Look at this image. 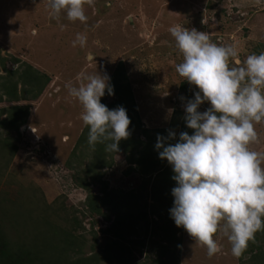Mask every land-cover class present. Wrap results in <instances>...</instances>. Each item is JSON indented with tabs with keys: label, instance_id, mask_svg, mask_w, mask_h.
Segmentation results:
<instances>
[{
	"label": "rangeland",
	"instance_id": "obj_1",
	"mask_svg": "<svg viewBox=\"0 0 264 264\" xmlns=\"http://www.w3.org/2000/svg\"><path fill=\"white\" fill-rule=\"evenodd\" d=\"M85 14L88 17L85 23L70 22L63 13L59 18H50L46 0H0V48L5 60L2 64L0 59V75L5 78L7 69L15 70L26 62L49 77V83L38 97L30 95L18 101L5 97L0 103V109L4 111L15 105L30 107V115L21 129L14 156L10 158V152L6 149L0 151V224L8 239L17 244L22 242V234L30 224L27 230L30 239L41 242V249L47 250L46 256L52 261L54 252L58 254L54 233L59 239H63V236L55 226L47 224L45 228L49 230L44 229L48 217L59 227L72 228L87 239L83 247L85 255H90L92 246L96 245V250L102 255L110 254L115 258L114 250L108 247L112 243L111 233L104 232L110 227V221L96 213L89 214L84 198L87 191L74 179V175L83 177L80 171L92 155L88 154V147L81 146L76 150L77 158L81 155L80 160L72 157L85 126L80 119L82 106L69 96L68 83L78 84L76 77L82 72L89 75L98 72L110 76L111 84L120 79L119 75L114 76L116 70L124 69L131 82L141 125L149 129H165L170 127L177 111L185 112L184 105L188 100L187 92L181 91L183 78L176 72V65L182 62V56L168 31L171 26L195 28L206 32L214 43L236 46L239 55L230 60V64H235L236 59L242 62L248 54L264 52V3H257V0H94L93 6L85 5ZM78 33L87 36V45L83 48L72 47ZM97 40L100 46L95 43ZM89 55L94 56L95 60L89 61ZM115 99L117 96L114 94L102 97L101 101L111 102ZM209 106L207 102L202 104L200 111ZM170 109L173 110L171 113ZM183 117L179 119L181 125L186 124ZM2 127L0 134L7 132L5 126ZM140 129L137 128L133 135L146 141ZM255 129L258 140L251 147L264 152V123L257 124ZM186 132L191 135L193 130ZM180 133L176 132L178 135ZM177 140L176 136L173 144ZM141 149L133 150V154L132 151L115 153L114 165L102 170L103 180L109 182V188L119 191L120 215L124 214L127 223H123V226L130 227L131 231L137 230V233L123 240V243L131 246L137 241L134 244L135 259L132 261L136 264L148 261L144 258L147 251L141 250L139 241H151L149 229L154 235L162 232L168 238L174 232V220L166 222V214L160 217L151 215L150 218L157 220L159 225L154 223L155 226L147 228L143 203L139 205L140 200L136 198L129 200L128 205L124 202L126 192H141L142 189L144 176L138 170H131L136 165L129 161V157L138 156ZM71 160L75 169L67 164ZM173 175L172 168L157 175L156 188L168 183L167 180L171 181ZM101 187L102 183H96L92 190L100 193ZM159 195L166 200L163 193ZM139 199L144 201V198ZM147 202V212H153L154 203L150 195ZM14 205H21L18 216L26 225L16 222L17 216L10 218V215L1 214V210L9 211ZM172 206L169 203L165 208L170 210ZM103 210L106 211V206ZM40 215L42 219L38 222L42 226L37 224L38 229L33 230L35 218ZM9 219H12L11 223ZM74 219L80 224L77 225ZM180 234L182 247L179 264H240L239 258L231 254V244L221 234L215 237L221 250L211 258L207 256L205 247L192 243L194 239L185 230ZM256 234L264 238L261 231ZM262 239L260 242H263ZM184 246L186 251H183ZM162 248L165 250L160 252L169 251L164 246ZM63 257L66 256L63 254Z\"/></svg>",
	"mask_w": 264,
	"mask_h": 264
},
{
	"label": "clouds",
	"instance_id": "obj_2",
	"mask_svg": "<svg viewBox=\"0 0 264 264\" xmlns=\"http://www.w3.org/2000/svg\"><path fill=\"white\" fill-rule=\"evenodd\" d=\"M46 5L50 18L63 13L70 22L85 23V5L93 6L94 0H46ZM168 31L182 56L176 72L198 89L184 105V121L193 133L181 132L170 144L176 133L169 131L167 137L158 135L154 146L174 173L170 218L206 248L209 258L221 250L215 239L219 233L238 259L264 230V152L251 147L258 140L255 126L264 123V52L230 64L239 55L236 46L214 43L206 32L182 25ZM95 43L100 46V41ZM86 45L85 34L72 41V47ZM76 80L78 84L66 87L82 106L88 145L95 150L98 143L105 144L106 152L117 153L119 142L130 135L131 121L124 107L109 110L101 103L106 92L114 95L110 76L82 72ZM206 102L210 106L200 111Z\"/></svg>",
	"mask_w": 264,
	"mask_h": 264
},
{
	"label": "trees",
	"instance_id": "obj_3",
	"mask_svg": "<svg viewBox=\"0 0 264 264\" xmlns=\"http://www.w3.org/2000/svg\"><path fill=\"white\" fill-rule=\"evenodd\" d=\"M0 59H2V64H4L5 60L2 58L1 55V48ZM115 75H119L120 79L117 82L113 83L112 78ZM114 76L111 78V85L114 88V94L115 96H117V99L111 102L101 101V103L105 104L109 110L115 109L119 106L124 107L131 121L129 125L130 135L127 139H123L119 142L118 153L121 151L125 153L132 151L131 153L133 154V150L135 151L142 147V149L139 151L138 156L133 155V158L129 157V161H132V163L136 165V167H131V170H138L144 176L142 189L140 190L141 192H126L124 194V202H127L128 205L129 200H134V198H136L135 200H140L139 205H141L142 202V206L144 207L143 217L147 219V199L150 195L154 203L153 212H162L163 210L166 213V217L168 218L167 222L169 223L172 219L169 217V209H166L165 206H168L169 203L173 205L174 198L171 195V190L173 187L176 186V182L173 179L171 181L167 180L168 183L165 182L164 185H162L159 189L156 188L157 183L155 181V177H157V175L159 174L166 173L168 170H170L171 166L166 160L162 161L159 158L158 151L155 149L154 146L157 143V134H163V137H167L169 131H173L176 133L177 131L186 132L187 130H189L186 127V124L181 125L179 123V119L182 116H185V114L183 115V113L185 112L179 113V111H177L169 128L149 129L143 127L141 125V118L139 116V110L136 104V99L133 93L131 82L128 79L125 70H116V74H114ZM48 83L49 77L47 75H43V73L38 72L30 63L22 62V64L15 70L7 69V74L5 78L0 75V103L4 101L5 97L14 101L26 99L30 95L36 98L44 91ZM188 86L190 85L186 81H184L181 85V91L187 92V99H192L194 98L193 90L195 92L198 91V89L194 88V86H191L192 89L190 90ZM107 95L108 94L106 92L105 96ZM4 110L5 109H0V128L2 126H5L4 128L7 132L5 131V135L0 134V151L2 149L8 150L10 152L11 158L14 156V153L17 150V141L20 140L21 129L24 125H26L28 121V117L30 115V107L28 105H15L10 109H6L7 112ZM3 116H5V119H1V117ZM137 128H141L140 132L146 136V141L136 139L134 137L133 133L137 130ZM86 132L87 128L85 127L81 135L79 136L75 149L72 153V157H75L76 161L80 160L81 155L80 158H77L76 150L77 148H80L82 146L88 147V149H90V152H88V154L92 155V158L90 159V161H88V164L85 166V168L81 169L80 171L83 177L79 175H74V179L75 182L80 187L85 189V191H87L88 193L85 203L90 213H87L91 215L92 213H96V215H101L108 221L111 220L113 216H115V219L112 221L110 227L108 229H105L104 231L105 233H111L112 243L109 244L108 247L114 250L113 256H115V258H112L110 254H107L105 256L102 255L101 252L96 250V245L92 246L93 252L90 255H85L83 247L85 243H87V239H84L83 235H79L78 233H76V231L72 230V228L65 229L59 227V225L54 224L52 221H50L48 217L46 219L47 223H44L45 225H43L44 229L46 231L49 230L48 228H45L47 224V226H55L57 231H59L63 236H61L63 239H59L54 233L56 237V244L58 247V254L54 252L55 257L53 261L46 256L47 250L41 249V246L43 245L41 242L37 241L36 239H30V232H27L30 224L26 228L25 233L22 234V242H20V244L11 242L8 239V236L3 233L0 224V264H130V262L134 261L135 256L133 257L131 248L125 243H123V240H125L126 237L132 235L133 233H137V230L135 228L134 231H131L129 229L130 227L127 228L123 226V223L126 222L123 218L124 214L120 215V210L122 209V206L118 203V199L120 198L119 191L116 192L114 189H110L109 182L103 180L104 173L102 172V170L104 168L112 167L114 165V154L116 152H110V154H108L105 151L106 145L100 143H98L95 147V150H93L87 143V138L85 137ZM176 136L179 138L178 134H176ZM167 143L173 144L174 139L169 140ZM143 158L147 160H142ZM72 163L73 160L69 161L67 164L69 167L75 169L76 167ZM96 183H102L100 193H96L92 190L94 184ZM160 192L164 194L166 200L163 196L161 197L159 195ZM139 198H144V201L143 199ZM104 206H106V211L103 210ZM13 207L15 208L13 209ZM13 207L9 211L1 210V214L4 216L10 215V218L12 216H17L18 220L16 222H18L21 220L18 216L20 214L21 205L19 207L14 205ZM30 212L32 213V210H30ZM41 217L42 215L36 216V222H34L33 224V230H37V226L39 224H42L41 222H38L40 221L39 219H42ZM11 220L9 221L10 223ZM146 221L147 227H149L148 225L150 223L148 220ZM74 222L77 223V225L80 224V221H78L77 219H74ZM20 223L23 224L22 221H20ZM173 225H175L174 221ZM178 230H182V228L176 227V230L169 238L165 235L166 238L168 240L170 238H175L176 232ZM94 233L96 234L95 231ZM261 233L263 235L264 230H262ZM260 239L262 238L258 237L256 234L255 240L249 242L247 250L239 258L240 264H264V238L262 239L263 242H260ZM180 243L181 239L179 238V244ZM163 252L164 251L160 253ZM63 254L66 256L65 258L63 257ZM164 254L165 253H163V255ZM163 255H161V257ZM247 256L248 258H246ZM56 257H60V259H56ZM176 260H178V257L173 258L169 261V263H174L176 262Z\"/></svg>",
	"mask_w": 264,
	"mask_h": 264
},
{
	"label": "crops",
	"instance_id": "obj_4",
	"mask_svg": "<svg viewBox=\"0 0 264 264\" xmlns=\"http://www.w3.org/2000/svg\"><path fill=\"white\" fill-rule=\"evenodd\" d=\"M151 213V214H150ZM148 212V215H147V219H145V217H143L144 218V221H145V223H146V225H147V221L146 220H148L149 221V227L150 228H152L153 226H155V224L156 225H159L156 221L157 220H154V219H151L150 218V216L151 215H153V216H158V217H160V216H165V212L162 210V212ZM98 216H100V217H102L101 215H98ZM113 217H115V216H113ZM112 217V219L111 220H109L110 221V223L112 224V221L115 219V218H113ZM103 218V217H102ZM158 219V218H157ZM141 220V219H140ZM139 220V221H140ZM108 221V220H107ZM138 221V222H139ZM158 221H160V220H158ZM164 221H166V220H164ZM137 222V223H138ZM163 222V221H162ZM167 222V221H166ZM136 223V224H137ZM155 223V224H154ZM152 226V227H151ZM176 225H174V231L176 230ZM148 228V227H147ZM184 229L182 228V230H178L177 232H176V236H175V238H170L169 240L166 238V236L162 233V232H160V233H158V236H157V234L156 235H154L153 233L154 232H152V231H150V229H149V231L148 232H151V234H150V236H152V238H151V241L150 242H147V240H143L142 242L141 241H139V243H140V245H141V250L142 249H146V251H147V253H144V258L146 257V259L148 260V261H144L143 262V264H171V263H169V261L170 260H172L173 258H175V257H178V260H176V262H174V263H172V264H179V257H180V253H181V251H180V248L182 247V237H181V232L183 231ZM154 237H158L159 239H154ZM179 238L181 239V243L179 244ZM193 242H195V240H193L192 241V243ZM135 243H137V241L135 242ZM134 243V244H135ZM134 244H133V246H131V245H128L130 248H131V250H132V253L133 254H135V249H134ZM185 245V244H184ZM162 246H166L165 248L167 249H169V251L168 250H166L165 251V254L161 257V253H160V251L161 250H165V249H163L162 248ZM184 250L183 251H186V246H184V248H183ZM133 257H134V255H133ZM143 259V258H142ZM184 259V258H183ZM161 261V262H160ZM130 264H136V263H133V262H130Z\"/></svg>",
	"mask_w": 264,
	"mask_h": 264
}]
</instances>
